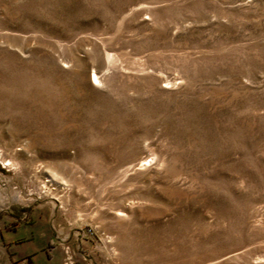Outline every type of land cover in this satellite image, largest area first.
Returning a JSON list of instances; mask_svg holds the SVG:
<instances>
[{
    "label": "rangeland",
    "instance_id": "obj_1",
    "mask_svg": "<svg viewBox=\"0 0 264 264\" xmlns=\"http://www.w3.org/2000/svg\"><path fill=\"white\" fill-rule=\"evenodd\" d=\"M23 221L70 264H264V0H0V229Z\"/></svg>",
    "mask_w": 264,
    "mask_h": 264
},
{
    "label": "crops",
    "instance_id": "obj_2",
    "mask_svg": "<svg viewBox=\"0 0 264 264\" xmlns=\"http://www.w3.org/2000/svg\"><path fill=\"white\" fill-rule=\"evenodd\" d=\"M20 227H24L25 229L29 230L31 232V239H37L41 241V243L39 245L35 244L34 246L21 248L19 244L13 241L15 240L14 235L16 233L12 232L8 237H3L2 231H13ZM49 242L52 243V247H49ZM29 243H31V241H29ZM37 250L45 252V255L47 250L50 254V257H47L45 262H39V264H70L72 263L74 257L71 251L70 242H55L52 231L45 225L38 224L37 222L28 223L23 221L14 226L13 229H0V264H18L19 261L24 257L31 258L34 263L37 264L35 261V258L38 256Z\"/></svg>",
    "mask_w": 264,
    "mask_h": 264
},
{
    "label": "built area",
    "instance_id": "obj_3",
    "mask_svg": "<svg viewBox=\"0 0 264 264\" xmlns=\"http://www.w3.org/2000/svg\"><path fill=\"white\" fill-rule=\"evenodd\" d=\"M18 264H35L34 261L29 257L22 258Z\"/></svg>",
    "mask_w": 264,
    "mask_h": 264
},
{
    "label": "trees",
    "instance_id": "obj_4",
    "mask_svg": "<svg viewBox=\"0 0 264 264\" xmlns=\"http://www.w3.org/2000/svg\"><path fill=\"white\" fill-rule=\"evenodd\" d=\"M53 245H52V243L51 242H49V247H52ZM48 257H50V254L48 253Z\"/></svg>",
    "mask_w": 264,
    "mask_h": 264
}]
</instances>
